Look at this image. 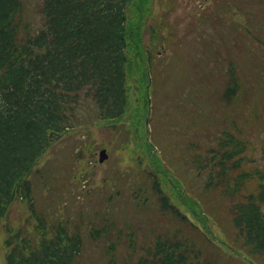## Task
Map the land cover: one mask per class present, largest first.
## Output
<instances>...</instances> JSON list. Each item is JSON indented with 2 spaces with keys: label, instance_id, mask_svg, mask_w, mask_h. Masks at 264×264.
<instances>
[{
  "label": "rangeland",
  "instance_id": "374dc122",
  "mask_svg": "<svg viewBox=\"0 0 264 264\" xmlns=\"http://www.w3.org/2000/svg\"><path fill=\"white\" fill-rule=\"evenodd\" d=\"M41 2L22 0L23 22L35 29L43 22ZM133 2L143 15L132 14L130 22L143 26L153 84L146 58H133L128 107L116 122L98 119L95 102L79 95L80 124L52 140L27 175L32 208L18 188L0 219V264L14 251L21 253L16 260L45 246L65 252L57 241L74 234L81 244L73 264H110V258L134 264L150 256L158 239L187 242L211 264H249L216 244L234 239L230 210L257 190V174L264 173V0ZM247 20L255 24L249 28ZM233 74L238 92L225 100ZM232 138L243 142L240 171L205 189L196 160L217 139ZM150 171L170 207L160 205ZM240 172L248 175L237 186Z\"/></svg>",
  "mask_w": 264,
  "mask_h": 264
},
{
  "label": "trees",
  "instance_id": "16d2710c",
  "mask_svg": "<svg viewBox=\"0 0 264 264\" xmlns=\"http://www.w3.org/2000/svg\"><path fill=\"white\" fill-rule=\"evenodd\" d=\"M22 12V0H0V219L6 215L18 188L22 189L21 198L25 196L32 208L27 175L52 140L80 124L76 108L79 95L95 102L98 119L119 121L128 107L127 77L133 58L145 57L146 67L151 64L149 44L141 40L143 26L130 22L132 14L143 15L142 7L134 6L133 0H42L39 13L43 22L36 29L23 22ZM247 23L250 28L255 21ZM23 28L24 36L20 35ZM237 88L233 74L224 99H234ZM69 116L74 118L72 122ZM242 144L235 138L217 139L216 146L207 148L196 160L197 175L206 174L205 189L229 183L228 174L240 171L242 157H237V149ZM149 173L160 193V205L170 207L172 203L157 185L158 175ZM247 175L240 172L233 178L234 183L240 186ZM257 181V190L250 191L230 210L234 239L216 245L241 253L253 264H262L264 173L257 174ZM180 191L193 199L187 188ZM202 227L209 238L205 219ZM57 244L67 250L57 253V248L45 246L42 252L23 260H16L21 253L14 251L8 254L7 262L73 264L80 236L64 237ZM109 262L116 264L112 258ZM134 264L211 263L187 242L158 239L150 256L139 257Z\"/></svg>",
  "mask_w": 264,
  "mask_h": 264
},
{
  "label": "water",
  "instance_id": "95a60500",
  "mask_svg": "<svg viewBox=\"0 0 264 264\" xmlns=\"http://www.w3.org/2000/svg\"><path fill=\"white\" fill-rule=\"evenodd\" d=\"M106 157L105 150H101L99 160L102 161Z\"/></svg>",
  "mask_w": 264,
  "mask_h": 264
}]
</instances>
